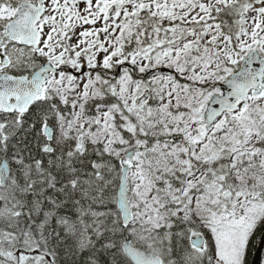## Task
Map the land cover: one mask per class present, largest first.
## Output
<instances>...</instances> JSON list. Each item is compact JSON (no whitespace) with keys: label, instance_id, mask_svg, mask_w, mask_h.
Masks as SVG:
<instances>
[{"label":"snow or ice","instance_id":"6c2138e0","mask_svg":"<svg viewBox=\"0 0 264 264\" xmlns=\"http://www.w3.org/2000/svg\"><path fill=\"white\" fill-rule=\"evenodd\" d=\"M254 237L264 0H0V264H248Z\"/></svg>","mask_w":264,"mask_h":264},{"label":"trees","instance_id":"16d2710c","mask_svg":"<svg viewBox=\"0 0 264 264\" xmlns=\"http://www.w3.org/2000/svg\"><path fill=\"white\" fill-rule=\"evenodd\" d=\"M259 235H260V233L258 232L257 237H259ZM258 243H259V240L254 237L251 244L249 245L248 253H247L248 264H252L253 257H254L255 251L257 249Z\"/></svg>","mask_w":264,"mask_h":264},{"label":"water","instance_id":"95a60500","mask_svg":"<svg viewBox=\"0 0 264 264\" xmlns=\"http://www.w3.org/2000/svg\"><path fill=\"white\" fill-rule=\"evenodd\" d=\"M264 253V246L259 244V247L255 253L253 264H261L262 255Z\"/></svg>","mask_w":264,"mask_h":264},{"label":"rangeland","instance_id":"374dc122","mask_svg":"<svg viewBox=\"0 0 264 264\" xmlns=\"http://www.w3.org/2000/svg\"><path fill=\"white\" fill-rule=\"evenodd\" d=\"M261 264H264V253L262 255Z\"/></svg>","mask_w":264,"mask_h":264}]
</instances>
